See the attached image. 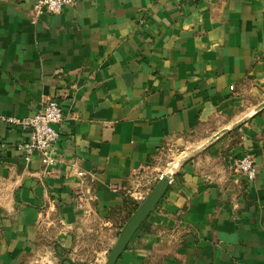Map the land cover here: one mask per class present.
<instances>
[{
	"label": "crops",
	"instance_id": "crops-1",
	"mask_svg": "<svg viewBox=\"0 0 264 264\" xmlns=\"http://www.w3.org/2000/svg\"><path fill=\"white\" fill-rule=\"evenodd\" d=\"M36 1L0 0V264H104L133 173L264 100V0H74L34 22ZM45 97L64 112L47 168L1 118ZM246 154L253 180L234 165ZM78 169L93 175L87 216ZM116 264H264V108L175 169Z\"/></svg>",
	"mask_w": 264,
	"mask_h": 264
},
{
	"label": "built area",
	"instance_id": "built-area-1",
	"mask_svg": "<svg viewBox=\"0 0 264 264\" xmlns=\"http://www.w3.org/2000/svg\"><path fill=\"white\" fill-rule=\"evenodd\" d=\"M73 4L74 0H37L33 6V18L36 19L45 13H59L66 4ZM2 120L10 125L19 126L29 131V139L18 144V150L25 160H30L34 152H38L44 168L54 165L57 160L55 144L59 138L56 125L64 119V112L59 101L54 97H45L41 109L36 113L23 117L1 116ZM235 168L248 180L256 176L255 159L251 154H246L234 161ZM169 169V167H167ZM164 171L145 172L137 170L131 177L130 198L141 203L156 185ZM76 175L81 179V185L77 192L76 208L89 213L88 204L92 196L91 184L93 175L83 169H78ZM173 180L171 178L170 182Z\"/></svg>",
	"mask_w": 264,
	"mask_h": 264
},
{
	"label": "water",
	"instance_id": "water-1",
	"mask_svg": "<svg viewBox=\"0 0 264 264\" xmlns=\"http://www.w3.org/2000/svg\"><path fill=\"white\" fill-rule=\"evenodd\" d=\"M264 108V100L256 105L254 109L248 112L245 116L238 119L236 122L221 128L220 130L216 131L210 137H208L205 141L201 144L197 145L187 154H184L182 157L179 158V163L174 165L171 169H167L158 180L156 185L152 188L149 192L147 197L138 205L136 210L132 213L129 217L127 222L124 224L122 230L120 231L115 244L111 248L109 254L107 255V259L104 264H116L117 260L121 256V254L126 249L130 239L133 235L137 232V230L141 227L142 223L147 219L149 214L155 209L159 201L165 195L170 180L173 177V173L175 169L186 160L190 159L195 154L205 150L209 145H211L214 141H216L219 137L224 135L227 132H230L237 127H239L244 121L248 119L252 114L262 110Z\"/></svg>",
	"mask_w": 264,
	"mask_h": 264
},
{
	"label": "rangeland",
	"instance_id": "rangeland-1",
	"mask_svg": "<svg viewBox=\"0 0 264 264\" xmlns=\"http://www.w3.org/2000/svg\"><path fill=\"white\" fill-rule=\"evenodd\" d=\"M200 136V135H199ZM198 140L192 138H185L182 141L175 142L174 145L167 151L168 155H172L175 158L171 161L169 169L172 165L179 161V158L182 157L184 154L190 152L193 148L197 146ZM180 156V157H179ZM179 163V162H178Z\"/></svg>",
	"mask_w": 264,
	"mask_h": 264
},
{
	"label": "trees",
	"instance_id": "trees-1",
	"mask_svg": "<svg viewBox=\"0 0 264 264\" xmlns=\"http://www.w3.org/2000/svg\"><path fill=\"white\" fill-rule=\"evenodd\" d=\"M131 199V198H130ZM130 199H128V200H130ZM132 200V199H131ZM131 203V202H130ZM132 209H131V215H132V213L136 210V208L138 207V205H139V203H137L136 201L134 202L133 200H132ZM130 215V216H131ZM129 219V218H128Z\"/></svg>",
	"mask_w": 264,
	"mask_h": 264
},
{
	"label": "bare ground",
	"instance_id": "bare-ground-1",
	"mask_svg": "<svg viewBox=\"0 0 264 264\" xmlns=\"http://www.w3.org/2000/svg\"><path fill=\"white\" fill-rule=\"evenodd\" d=\"M177 164H178V162H176L174 165H177ZM174 165H172L171 168H172ZM171 168H170V169H171Z\"/></svg>",
	"mask_w": 264,
	"mask_h": 264
}]
</instances>
